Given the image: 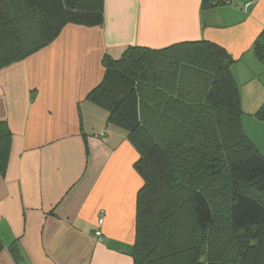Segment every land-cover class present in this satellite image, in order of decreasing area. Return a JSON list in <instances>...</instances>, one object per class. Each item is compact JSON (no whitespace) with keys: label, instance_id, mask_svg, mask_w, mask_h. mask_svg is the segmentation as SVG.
<instances>
[{"label":"crops","instance_id":"1","mask_svg":"<svg viewBox=\"0 0 264 264\" xmlns=\"http://www.w3.org/2000/svg\"><path fill=\"white\" fill-rule=\"evenodd\" d=\"M263 30L264 0H105L102 27L68 25L45 49L1 69L0 122L13 139L0 174V264H134L140 153L87 100L104 79V56L117 59L130 46H221L236 61L243 129L256 140L264 138L254 117L264 66L253 45Z\"/></svg>","mask_w":264,"mask_h":264},{"label":"trees","instance_id":"2","mask_svg":"<svg viewBox=\"0 0 264 264\" xmlns=\"http://www.w3.org/2000/svg\"><path fill=\"white\" fill-rule=\"evenodd\" d=\"M104 23L105 0H0V70L68 25ZM253 51L264 66V30ZM235 62L208 41L104 56V79L87 100L140 153L134 264H264V156L243 129ZM254 116L264 123V103ZM12 139L0 122L2 176Z\"/></svg>","mask_w":264,"mask_h":264},{"label":"rangeland","instance_id":"3","mask_svg":"<svg viewBox=\"0 0 264 264\" xmlns=\"http://www.w3.org/2000/svg\"><path fill=\"white\" fill-rule=\"evenodd\" d=\"M127 49V48H126ZM122 56V55H121ZM121 56L119 57V58H117V59H120L121 58ZM113 58V57H112ZM113 59H115V58H113ZM260 109V108H259ZM258 109V110H259ZM257 110V111H258ZM244 114V113H243ZM256 114V113H255ZM254 114V115H255ZM255 117V116H254ZM242 118H243V116H242ZM256 118V117H255ZM255 122H258V119L256 118V121ZM260 122V121H259ZM246 133V132H245ZM252 133H253V135L255 136V137H258L259 136V133H256L254 130H252ZM246 135H247V137L251 140V142L253 143V144H255L256 145V147H257V149H258V151H259V153L262 155V156H264V138H261V139H256V140H254V139H252V138H250L249 136H248V134L246 133Z\"/></svg>","mask_w":264,"mask_h":264},{"label":"built area","instance_id":"4","mask_svg":"<svg viewBox=\"0 0 264 264\" xmlns=\"http://www.w3.org/2000/svg\"><path fill=\"white\" fill-rule=\"evenodd\" d=\"M103 222H104V219L103 218H101L100 220H99V222H98V225H99V229L97 230V231H95V236L97 237V238H101V236H102V232H101V226L103 225Z\"/></svg>","mask_w":264,"mask_h":264}]
</instances>
